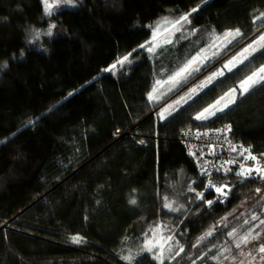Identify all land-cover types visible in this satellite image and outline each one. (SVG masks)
<instances>
[{
  "label": "trees",
  "instance_id": "16d2710c",
  "mask_svg": "<svg viewBox=\"0 0 264 264\" xmlns=\"http://www.w3.org/2000/svg\"><path fill=\"white\" fill-rule=\"evenodd\" d=\"M71 1L73 9L48 17L43 0H0V264L262 258L257 239L264 215L222 220L264 178L245 179L231 170L201 176L179 135L189 127L229 124L232 143L264 153V81L243 96L239 89L264 67V41L230 71L227 61L216 63L264 35V0ZM189 13L190 27L215 35L210 45L222 42V53L199 60L193 66L199 71L179 84L158 89L157 81L201 51L208 38L195 35L196 45L176 40L152 53L145 48L151 27ZM51 21L62 34L39 38ZM236 29L240 36H225ZM125 56L131 62L121 65ZM217 100L222 111L196 119ZM210 181L231 191L221 196ZM172 196L180 203L169 219L173 238L156 256L138 224L145 207ZM244 236L249 242L237 248Z\"/></svg>",
  "mask_w": 264,
  "mask_h": 264
},
{
  "label": "rangeland",
  "instance_id": "374dc122",
  "mask_svg": "<svg viewBox=\"0 0 264 264\" xmlns=\"http://www.w3.org/2000/svg\"><path fill=\"white\" fill-rule=\"evenodd\" d=\"M48 3L53 5L51 14H47L48 17H52L57 11H59L62 8L73 9L75 7V4L71 0H48ZM43 7L45 9V0H43ZM183 16L185 15L176 18L165 17L155 22L151 27V31H152L151 39L145 48L148 50L149 47H152L153 51L151 52L155 53L164 46H170L176 40H190L193 44L196 45V42L194 41L196 40L195 35L199 37L206 36L203 38H208L206 39L208 41L204 44L203 47H201L200 49L201 51L191 55L183 64H181V66L174 69L169 76L159 81L160 83H156V87L158 89H162L167 85L171 84L172 82H174L175 80H170V77H172L181 67L187 64L189 61L193 60V58H196V60L193 63L192 67L202 58L204 59L208 57L207 59L208 62L210 60L212 61L215 58H218L222 53V47H221L222 42L215 43V45H213L212 47L210 45V43L214 41L215 35H212L209 38L207 36H210L211 34L206 32L205 30L192 29L190 27V23L181 22L180 24H177L175 25V27H173L174 22L179 20ZM188 20L190 21L189 17ZM177 29H179V31ZM60 34H62L61 28H59L55 24V22L51 21L47 31L42 34H39L38 36L39 38L45 39V38L56 37ZM42 41L43 40H38L39 43H42ZM208 43L209 45L206 46V44ZM260 43H261L260 38L256 39V41L251 42L248 45H245V47L243 46L245 44L244 43L241 45L244 48L237 55L235 54L232 55V53L235 52L233 51L221 57V59H219L216 63L220 62L221 60H225L227 61L226 64H228L229 61L231 60L233 64L230 65V67L231 68L235 67L238 63L242 62L247 56H249L260 45ZM246 48L248 49L247 52L244 51ZM261 77H264V72H260L259 74L253 76V81L256 82L252 83L250 81L249 82L250 86L249 85L242 86V84H240L241 87L239 86V89L241 91V96H243L245 93H247L254 87L261 84L264 81L261 79ZM180 78L182 77H178L177 79ZM243 87H248L249 90L247 92H244ZM178 94L179 92L176 93L173 97H171L170 100H172ZM256 189H260V191L257 192ZM158 201H160L159 205L156 204L153 205L152 207L151 206L145 207L142 210L141 220L138 224V231L143 243L147 247V250L151 249V251H153L156 256H160L162 255L163 252L168 250L167 245L173 238L172 229L169 224V219L170 216L180 207V203L178 199L174 196L169 198L165 197L164 199L161 200L158 199ZM165 204H171L172 208L175 210H170L168 208H165L164 207ZM244 214L248 215L247 216L248 219H252L253 217L259 218V216L264 215V181H262L259 184V186H257L256 188L250 190L247 193V195L243 198L237 209L231 212L226 219L222 220V222L223 223L226 221L231 222L234 219L235 215L243 216ZM258 237L260 238L257 239L258 240L257 245L264 244V231L261 232ZM241 260H242L241 257L240 258L237 257L235 259H233L232 257H228V259H225L224 262L227 261V264H241Z\"/></svg>",
  "mask_w": 264,
  "mask_h": 264
},
{
  "label": "built area",
  "instance_id": "2783aa9c",
  "mask_svg": "<svg viewBox=\"0 0 264 264\" xmlns=\"http://www.w3.org/2000/svg\"><path fill=\"white\" fill-rule=\"evenodd\" d=\"M230 134L229 124L214 126L207 130L189 127L180 133L179 142L203 177H210L219 170L223 172L231 170L236 174L247 168H264V153L254 152L242 144L232 143ZM252 156L256 159H251ZM251 177L261 178L255 171L248 178Z\"/></svg>",
  "mask_w": 264,
  "mask_h": 264
},
{
  "label": "snow or ice",
  "instance_id": "6c2138e0",
  "mask_svg": "<svg viewBox=\"0 0 264 264\" xmlns=\"http://www.w3.org/2000/svg\"><path fill=\"white\" fill-rule=\"evenodd\" d=\"M52 8H53V5L50 4V3H48V0H45V9H44V10H45V13H46V14H51V10H52ZM192 11H196V9H193ZM189 15H190V13H189V14H186L185 16L181 17L179 20L175 21L174 24H173V27H175V25H177V24H180L181 22H184V23H190V21L188 20V16H189ZM177 30L179 31V29H177ZM240 35H241V33L239 32L238 29H236L235 32L230 31V32H228V33L225 34L226 37H227V36H231L233 39H235L236 37H238V36H240ZM260 40H261V41H264V35H262V36L260 37ZM169 42H170V41H169ZM229 43H231V41H229ZM141 47H143V45H142ZM148 51H149V52L153 51V48H152V47H149V48H148ZM244 51L247 52L248 49L246 48ZM130 55H131V54H130ZM234 59H235V58H234ZM195 60H196V58H193V60L189 61L187 64H185L183 67H181V68H180V69H179V70H178V71H177L172 77H170V80H175L176 83L179 84L181 81H180L179 79H177L178 77H182V78L186 79L187 77L184 75L185 73H187V75H191L193 71H199V67H196V68H193V67H192V65H193V63L195 62ZM125 62H129V63L131 62V61H129V57H128V56L123 57V59L119 61V63H120L121 65H123ZM232 64H233V62L230 60L228 64H225V65H224V68H225V69H228V70L230 71V70H231L230 65H232ZM112 67L115 68V65H113ZM190 70H191V71H190ZM259 71H260V72H264V67H262ZM216 75H223V69L220 70L218 73H215L213 76L208 77V80H207L206 83H210V82L212 81V79L214 78V76H216ZM255 75H256V73H253V76H255ZM261 79L264 80V77H261ZM250 81H251L252 83H255V82H256V81H253V77H252V76H249V77H247L244 81H242L241 84H242V86H244V85H249V82H250ZM157 83H160V82L157 81ZM203 86H204V85L202 84L200 87H203ZM249 86H250V85H249ZM248 90H249L248 87H243V91H244V92H247ZM191 91L194 92V91H196V90H195V89H192ZM235 91H236V89H232V90H230V92H235ZM226 95H228V94H226ZM149 99H150V100L154 99V97L152 96L151 93L149 94ZM181 99H183V97H182ZM221 100H223V97H221ZM220 102H221L220 100H217L214 104L209 105L207 108H205L201 113H199V114L196 116V119H198V120H199V119H207V118H209L210 116L215 115L216 113H215V111H211L212 109H215L216 111H222V109H217V108H216V106H217L218 104H220ZM176 103H179V101H176ZM169 107H171V106H169ZM224 107H228V105L225 104ZM166 110H167V109H166ZM205 114H208V115H205ZM233 150H235V149H233ZM250 158L253 159V160L256 159V157H254V156H252V157H250ZM227 163H231V162H227ZM217 170H219V169H217ZM253 171H255L258 175H260L261 178H264V168H257V169L247 168V169H245V170H243V171L237 172L236 175L241 176V177H243V178L246 179V178H248L249 176L252 175ZM205 174H207V170H205ZM208 187H210V188H214L215 191H216V193L220 194L221 196H225V197L227 196L228 193L225 192L224 190H225L226 188H228V190L231 191V189L229 188V186H228L227 184H225V185H221V186L217 187V186L213 185V184L211 183V181L209 182ZM190 190H191V189H190ZM256 191L259 192L260 189H256ZM199 196H200L201 199H203V194H202V193H200ZM206 202H207L209 205H210L211 203H213V201H206ZM132 203H135V201H132ZM164 207H165V208H168V209H170V210H175V209L172 208V205H171V204H165ZM252 219H256V217H253ZM246 223H247V221H246ZM261 223H264V220H262ZM211 234H212L211 232H208V233H206L205 235H206V236H210ZM233 234H234L233 232H229V233H228V235H229L230 237L233 236ZM257 235H258V234H257ZM74 239L76 240V242H79V240H78L77 238H74ZM200 239L203 240L204 237H201ZM248 242H249L248 237H247V236H244V237L241 238L240 242L236 244V247H237V248H240V247H241V244H245V245H246ZM150 250H151V249H149V251H150ZM182 250H183V249H180V251H182ZM259 252L264 253V244H262V245L259 247ZM177 254H178V253H177ZM248 255H251V253H249ZM126 259H127V258H126ZM225 259H227V257H225ZM233 259H235V257H233ZM241 264H243V262H241Z\"/></svg>",
  "mask_w": 264,
  "mask_h": 264
},
{
  "label": "flooded vegetation",
  "instance_id": "af4514ba",
  "mask_svg": "<svg viewBox=\"0 0 264 264\" xmlns=\"http://www.w3.org/2000/svg\"><path fill=\"white\" fill-rule=\"evenodd\" d=\"M243 264H264V257L260 258V259H256L255 257L250 258L248 256L243 258Z\"/></svg>",
  "mask_w": 264,
  "mask_h": 264
}]
</instances>
